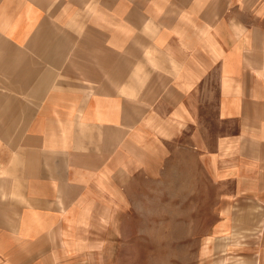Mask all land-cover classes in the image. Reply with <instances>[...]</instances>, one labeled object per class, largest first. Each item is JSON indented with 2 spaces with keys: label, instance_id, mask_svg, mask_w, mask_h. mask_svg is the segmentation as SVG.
<instances>
[{
  "label": "crops",
  "instance_id": "1",
  "mask_svg": "<svg viewBox=\"0 0 264 264\" xmlns=\"http://www.w3.org/2000/svg\"><path fill=\"white\" fill-rule=\"evenodd\" d=\"M202 85L236 122L211 230L264 264V0H0V264H101L112 186L162 172Z\"/></svg>",
  "mask_w": 264,
  "mask_h": 264
},
{
  "label": "rangeland",
  "instance_id": "2",
  "mask_svg": "<svg viewBox=\"0 0 264 264\" xmlns=\"http://www.w3.org/2000/svg\"><path fill=\"white\" fill-rule=\"evenodd\" d=\"M216 96L202 85L191 104L193 118L182 119L179 134L169 124L158 176H134L112 186L114 216L100 248L101 264H227L228 248L211 227L235 184L222 183L218 164L206 159L218 155L222 134L234 133L236 122L217 117ZM194 130L202 150L190 147Z\"/></svg>",
  "mask_w": 264,
  "mask_h": 264
}]
</instances>
